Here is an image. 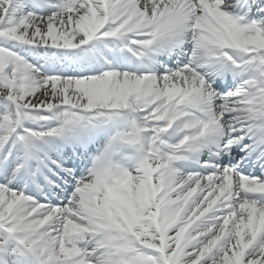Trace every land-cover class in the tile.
<instances>
[{
	"label": "snow or ice",
	"instance_id": "1",
	"mask_svg": "<svg viewBox=\"0 0 264 264\" xmlns=\"http://www.w3.org/2000/svg\"><path fill=\"white\" fill-rule=\"evenodd\" d=\"M0 264H264V0H0Z\"/></svg>",
	"mask_w": 264,
	"mask_h": 264
}]
</instances>
